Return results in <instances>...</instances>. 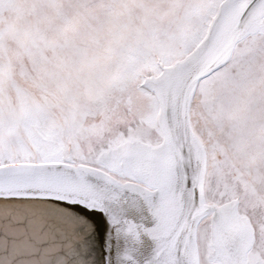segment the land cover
I'll use <instances>...</instances> for the list:
<instances>
[{"label":"snow or ice","instance_id":"obj_1","mask_svg":"<svg viewBox=\"0 0 264 264\" xmlns=\"http://www.w3.org/2000/svg\"><path fill=\"white\" fill-rule=\"evenodd\" d=\"M0 27V264H264V0H25Z\"/></svg>","mask_w":264,"mask_h":264},{"label":"rangeland","instance_id":"obj_2","mask_svg":"<svg viewBox=\"0 0 264 264\" xmlns=\"http://www.w3.org/2000/svg\"><path fill=\"white\" fill-rule=\"evenodd\" d=\"M25 0H0V27H16L26 19Z\"/></svg>","mask_w":264,"mask_h":264}]
</instances>
